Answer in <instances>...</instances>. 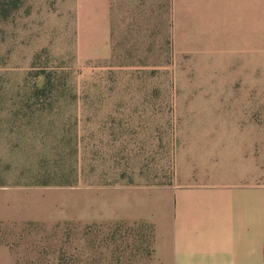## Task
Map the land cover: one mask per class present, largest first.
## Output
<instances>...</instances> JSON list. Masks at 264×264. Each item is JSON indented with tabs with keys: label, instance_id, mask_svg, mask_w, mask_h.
I'll list each match as a JSON object with an SVG mask.
<instances>
[{
	"label": "rangeland",
	"instance_id": "rangeland-1",
	"mask_svg": "<svg viewBox=\"0 0 264 264\" xmlns=\"http://www.w3.org/2000/svg\"><path fill=\"white\" fill-rule=\"evenodd\" d=\"M118 1L111 31L84 28L76 0L0 12V246L14 264H159L182 144L264 141V20L171 31L169 0ZM50 72L59 89L38 94Z\"/></svg>",
	"mask_w": 264,
	"mask_h": 264
},
{
	"label": "crops",
	"instance_id": "crops-1",
	"mask_svg": "<svg viewBox=\"0 0 264 264\" xmlns=\"http://www.w3.org/2000/svg\"><path fill=\"white\" fill-rule=\"evenodd\" d=\"M115 1L76 0L84 28L86 21H92L94 31H111ZM169 20L171 31H221L227 28L222 21H231L229 31H252L253 20H264V0H169ZM249 128L253 130L252 125ZM260 137L236 136L218 147L205 142L203 152L196 140L182 144L181 184L168 191L172 211L160 217L159 264H264V141ZM0 256L15 263L8 247L0 246Z\"/></svg>",
	"mask_w": 264,
	"mask_h": 264
},
{
	"label": "trees",
	"instance_id": "trees-1",
	"mask_svg": "<svg viewBox=\"0 0 264 264\" xmlns=\"http://www.w3.org/2000/svg\"><path fill=\"white\" fill-rule=\"evenodd\" d=\"M19 0H0V12L3 13L1 17H6L7 14L9 13L8 6H12L13 3H18ZM55 72H50V73H44L46 76L44 77L46 79V82L42 87H37V93H42V94H47L48 92L52 93L54 90H58L60 86L56 82H53V78L51 75H53ZM41 76V75H40ZM70 181V180H69ZM67 181V182H69Z\"/></svg>",
	"mask_w": 264,
	"mask_h": 264
}]
</instances>
